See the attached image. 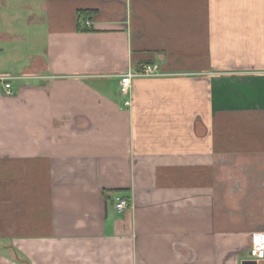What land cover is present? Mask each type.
<instances>
[{"label": "crops", "instance_id": "obj_1", "mask_svg": "<svg viewBox=\"0 0 264 264\" xmlns=\"http://www.w3.org/2000/svg\"><path fill=\"white\" fill-rule=\"evenodd\" d=\"M263 233L264 0H0V264H244Z\"/></svg>", "mask_w": 264, "mask_h": 264}, {"label": "built area", "instance_id": "obj_2", "mask_svg": "<svg viewBox=\"0 0 264 264\" xmlns=\"http://www.w3.org/2000/svg\"><path fill=\"white\" fill-rule=\"evenodd\" d=\"M87 26H92L91 21L86 22ZM159 72V68L156 65H144L140 71L129 70L123 73L120 77V91L121 95H130L133 81L139 77H153ZM115 208L118 212H123L129 208V201L121 195H117L114 198ZM247 261L254 262L256 264H264V233L257 234L253 237L251 246L248 250Z\"/></svg>", "mask_w": 264, "mask_h": 264}, {"label": "water", "instance_id": "obj_3", "mask_svg": "<svg viewBox=\"0 0 264 264\" xmlns=\"http://www.w3.org/2000/svg\"><path fill=\"white\" fill-rule=\"evenodd\" d=\"M244 264H256L254 262L246 261Z\"/></svg>", "mask_w": 264, "mask_h": 264}]
</instances>
